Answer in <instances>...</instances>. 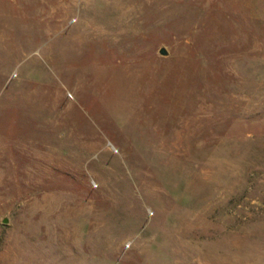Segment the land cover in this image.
Wrapping results in <instances>:
<instances>
[{
    "label": "rangeland",
    "instance_id": "obj_1",
    "mask_svg": "<svg viewBox=\"0 0 264 264\" xmlns=\"http://www.w3.org/2000/svg\"><path fill=\"white\" fill-rule=\"evenodd\" d=\"M0 264H264V0H0Z\"/></svg>",
    "mask_w": 264,
    "mask_h": 264
},
{
    "label": "water",
    "instance_id": "obj_2",
    "mask_svg": "<svg viewBox=\"0 0 264 264\" xmlns=\"http://www.w3.org/2000/svg\"><path fill=\"white\" fill-rule=\"evenodd\" d=\"M159 54H160V55H165L166 52H165V50L160 49V50H159ZM5 221H6V220L4 219L3 222H5Z\"/></svg>",
    "mask_w": 264,
    "mask_h": 264
}]
</instances>
